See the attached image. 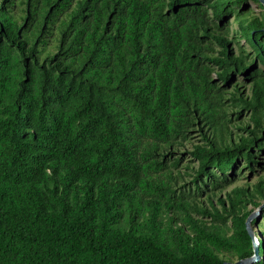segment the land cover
<instances>
[{
	"label": "trees",
	"instance_id": "trees-1",
	"mask_svg": "<svg viewBox=\"0 0 264 264\" xmlns=\"http://www.w3.org/2000/svg\"><path fill=\"white\" fill-rule=\"evenodd\" d=\"M245 1L0 0V264L253 254L264 5L253 15ZM195 132L191 178L175 186Z\"/></svg>",
	"mask_w": 264,
	"mask_h": 264
},
{
	"label": "rangeland",
	"instance_id": "rangeland-1",
	"mask_svg": "<svg viewBox=\"0 0 264 264\" xmlns=\"http://www.w3.org/2000/svg\"><path fill=\"white\" fill-rule=\"evenodd\" d=\"M244 9V12H247L248 10L251 11V13L253 15H259L262 11L261 7L259 6L258 3L252 1V0H246L245 1V6L243 5L242 7ZM230 23L233 21V19H229ZM231 28L232 30H235L236 28V23L232 22L231 24ZM240 45L245 46L248 49V46H246V44L244 43V41H240ZM236 80L239 82V84L241 85V90L244 91L245 94H248V81L241 79L240 77H237ZM228 89H230V87H227ZM193 138L188 141L183 147L180 146L177 150V152L175 153L176 156H178V158L180 159V164L178 166V168L176 169L177 171H180L181 174L183 175V177H178L176 179V181H174V185L175 186H182V185H186L188 180L191 178L190 177V172L191 170L186 169L185 165L189 164L192 165L193 163L191 161H189L190 157H189V150H190V146L193 143H198L199 142V137L198 134L195 132L193 133ZM185 170L188 171V174H185ZM260 173H257L255 176H251V181H255L257 175H259ZM250 179V178H249ZM245 183V179H239L238 181H236L233 185H231V187H229L230 189L233 188L234 186H238L241 184ZM188 185V184H187ZM249 208H251V206H249ZM255 210V209H254ZM258 218V215L255 217ZM257 226V225H255ZM260 228L259 227H254L252 228V236H253V240L259 239V236L257 235V231H259ZM263 238V236H261Z\"/></svg>",
	"mask_w": 264,
	"mask_h": 264
},
{
	"label": "water",
	"instance_id": "water-1",
	"mask_svg": "<svg viewBox=\"0 0 264 264\" xmlns=\"http://www.w3.org/2000/svg\"><path fill=\"white\" fill-rule=\"evenodd\" d=\"M260 3H262L264 5V0H258ZM264 206V204L260 205L259 207H257L253 212H251V214H249V216L246 219V229L248 231V233L252 236V228H251V221L252 219H254L257 215H258V219H260L261 217V213H262V207ZM254 245H253V254L245 259H239V260H235V261H226L223 264H252L254 262H257L261 259V256L259 254V247L258 244L256 243V241H253ZM264 256V255H263Z\"/></svg>",
	"mask_w": 264,
	"mask_h": 264
},
{
	"label": "clouds",
	"instance_id": "clouds-1",
	"mask_svg": "<svg viewBox=\"0 0 264 264\" xmlns=\"http://www.w3.org/2000/svg\"><path fill=\"white\" fill-rule=\"evenodd\" d=\"M253 241H256L257 242V240H253Z\"/></svg>",
	"mask_w": 264,
	"mask_h": 264
},
{
	"label": "built area",
	"instance_id": "built-area-1",
	"mask_svg": "<svg viewBox=\"0 0 264 264\" xmlns=\"http://www.w3.org/2000/svg\"><path fill=\"white\" fill-rule=\"evenodd\" d=\"M257 243V242H256Z\"/></svg>",
	"mask_w": 264,
	"mask_h": 264
}]
</instances>
